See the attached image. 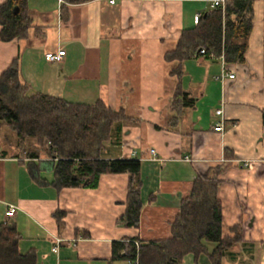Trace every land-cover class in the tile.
Listing matches in <instances>:
<instances>
[{"label":"crops","instance_id":"1","mask_svg":"<svg viewBox=\"0 0 264 264\" xmlns=\"http://www.w3.org/2000/svg\"><path fill=\"white\" fill-rule=\"evenodd\" d=\"M212 2L29 0L28 37L0 39V75L18 59L20 80L31 93L101 99L123 110L127 118L105 141L103 157L140 160L142 208L137 226L120 221L127 173L102 174L96 187L60 186L55 159L33 154L37 139L20 143L16 136L15 142L3 124L0 222L16 223L21 253L34 250L37 264H127L112 258L113 242L170 237L196 177L225 165L218 189L222 231L241 238L224 264H264V0H254L244 62L210 55L166 59ZM60 48L66 51L61 60H46V52ZM178 89L193 105L173 107ZM221 107L222 116L216 113ZM219 121L223 131L214 129ZM10 204L17 208L13 216H7ZM182 264L212 262L207 254L197 260L187 254Z\"/></svg>","mask_w":264,"mask_h":264},{"label":"trees","instance_id":"2","mask_svg":"<svg viewBox=\"0 0 264 264\" xmlns=\"http://www.w3.org/2000/svg\"><path fill=\"white\" fill-rule=\"evenodd\" d=\"M253 6L254 0H226L224 9L218 6L209 10L195 26L183 30L176 49L168 52L166 59L182 62L213 54L223 56L226 63L244 62L253 28ZM31 23L29 0H5L0 4L1 40L28 37ZM180 103L187 107L194 100L178 89L173 107L179 108ZM126 118L123 110L116 111L101 99L85 103L31 93L30 86L20 80L18 59L0 75V126L13 129L20 143L36 138L38 147L33 154L43 152L55 159L54 176L60 186L96 187L102 174H129L127 209L119 219L137 226L142 208L141 162L137 158L103 157L105 141ZM224 169L225 165H219L196 177L171 224L170 237L146 242L137 238L114 241L112 258L127 264H182L187 254H193L196 260L207 254L212 264H224L228 251L241 238L240 233L230 237L222 231L218 189ZM20 238L14 221L0 222V264H37L34 250L20 252Z\"/></svg>","mask_w":264,"mask_h":264},{"label":"built area","instance_id":"3","mask_svg":"<svg viewBox=\"0 0 264 264\" xmlns=\"http://www.w3.org/2000/svg\"><path fill=\"white\" fill-rule=\"evenodd\" d=\"M110 2L114 3L115 0H110ZM213 6L214 7H222L223 9L225 8V4H226V0H213L212 2ZM201 16L198 14L195 16V21L198 22L199 18ZM65 49L63 48H60L58 49L57 51H48L46 52L45 54V58L46 60L48 61H59L63 58L64 54H65ZM201 53H205V50L204 49H201ZM210 56H214L213 54H210ZM222 58H224L223 56H221ZM235 75L234 74H230L229 77L233 78ZM216 113L219 114V115H223L224 113V110H223V107L219 108L216 110ZM215 130H218V131H223L224 129V126H223V122L222 121H219L216 126L214 127ZM151 152L153 154H155V149L154 148H151ZM1 157V155H0ZM132 158H135L134 156H132ZM246 165H249V164H246ZM16 206L13 205V204H10L8 206V210H7V216H13L15 213H16ZM57 244L53 247V251L54 252H58V249H59V243L61 242V239L57 238L56 240Z\"/></svg>","mask_w":264,"mask_h":264},{"label":"rangeland","instance_id":"4","mask_svg":"<svg viewBox=\"0 0 264 264\" xmlns=\"http://www.w3.org/2000/svg\"><path fill=\"white\" fill-rule=\"evenodd\" d=\"M9 132H10L9 137H11V138H9V139H14V141H15V140H16V133H15L14 130L11 129V128H9ZM15 142H16V141H15Z\"/></svg>","mask_w":264,"mask_h":264},{"label":"water","instance_id":"5","mask_svg":"<svg viewBox=\"0 0 264 264\" xmlns=\"http://www.w3.org/2000/svg\"><path fill=\"white\" fill-rule=\"evenodd\" d=\"M76 177H77L76 175L73 176V178H76Z\"/></svg>","mask_w":264,"mask_h":264}]
</instances>
